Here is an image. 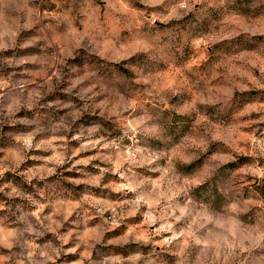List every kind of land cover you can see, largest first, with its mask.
<instances>
[{"label":"clouds","instance_id":"9594fccd","mask_svg":"<svg viewBox=\"0 0 264 264\" xmlns=\"http://www.w3.org/2000/svg\"><path fill=\"white\" fill-rule=\"evenodd\" d=\"M0 264H264V0H0Z\"/></svg>","mask_w":264,"mask_h":264}]
</instances>
